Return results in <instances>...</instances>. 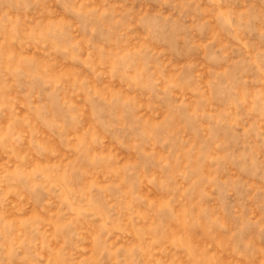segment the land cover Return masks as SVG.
I'll return each mask as SVG.
<instances>
[{"label":"rangeland","instance_id":"374dc122","mask_svg":"<svg viewBox=\"0 0 264 264\" xmlns=\"http://www.w3.org/2000/svg\"><path fill=\"white\" fill-rule=\"evenodd\" d=\"M0 264H264V0H0Z\"/></svg>","mask_w":264,"mask_h":264}]
</instances>
